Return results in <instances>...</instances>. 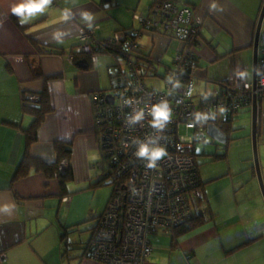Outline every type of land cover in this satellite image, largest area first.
<instances>
[{"label": "crops", "instance_id": "crops-1", "mask_svg": "<svg viewBox=\"0 0 264 264\" xmlns=\"http://www.w3.org/2000/svg\"><path fill=\"white\" fill-rule=\"evenodd\" d=\"M155 1L50 0L37 11L25 10L19 15L23 30L12 19V9L22 3H40V0H0V264H65L66 244L61 233L65 227L82 222L80 218L69 220L67 212H63L62 204L67 198L60 197L56 179L32 171L27 177L13 181L26 149L25 129L32 122V117L23 111V96L25 93L38 95L44 88V81L35 69L40 66L45 76H61L48 81L55 112L40 129V139L31 146V154L53 162L57 158L54 141H71L73 180L82 182L88 175L93 179L99 147L92 96L110 90L109 63L105 67L101 58L89 61L87 57L74 58L67 53L83 42L80 36L90 27L95 29L94 37L99 40L128 27L139 28L135 25V16H147ZM177 1L193 7L195 21L200 26L195 45L200 67L196 73L197 83L205 82L203 91L209 92L219 82L229 81L240 67L253 82L254 42L264 0ZM36 43L53 50L59 48L65 54L42 53ZM181 46H176L175 53ZM146 47L145 51L157 64L163 63L165 68L173 65L163 61L172 48L171 39L151 35ZM85 58L88 65H78ZM197 91L201 93L198 88ZM257 102V141L264 177V95ZM245 110L253 115V107ZM80 153L90 164V171L84 177L75 175V159ZM245 171H252L250 180L257 175L255 165L242 172ZM256 198L252 211L243 213L240 209L237 214L240 232L235 241L229 236L235 224L227 223L228 220L216 222L218 214L211 203L209 206L216 214L214 220L180 238L178 247H173L171 238V250L166 248L167 240L153 233L150 236L153 251L146 264H188V253L192 254V263L196 259L194 264H233L234 260L238 264H264V205ZM247 214L250 215L246 219ZM247 220L249 225L245 223ZM248 240H252L249 245L230 252ZM82 253L76 251V256L80 255L78 264H103L88 256L82 257Z\"/></svg>", "mask_w": 264, "mask_h": 264}, {"label": "built area", "instance_id": "built-area-1", "mask_svg": "<svg viewBox=\"0 0 264 264\" xmlns=\"http://www.w3.org/2000/svg\"><path fill=\"white\" fill-rule=\"evenodd\" d=\"M135 18L143 32L166 33L182 43H190L200 32L193 7L177 0L156 2L147 16ZM94 32L90 27L80 36V53L92 52L93 44L104 48ZM133 50L129 42L125 50L127 74L115 71L112 89L92 96L102 154L112 171L107 170L106 176L112 182L120 181L99 221L92 249L93 258L105 264H145L153 251L151 231L157 227L168 231L191 217L190 193L200 185L194 145L211 139L205 118L212 112H238L242 105L253 107L255 98L258 101L264 95V24L255 87L240 67L219 90L200 95L195 79L184 78L190 48L180 47L165 89L157 90L148 86L136 69ZM28 98L37 101L39 95L29 94ZM165 106L168 119L156 123L155 108ZM142 146L149 152L162 148L166 154L150 167L149 157L138 154Z\"/></svg>", "mask_w": 264, "mask_h": 264}, {"label": "rangeland", "instance_id": "rangeland-1", "mask_svg": "<svg viewBox=\"0 0 264 264\" xmlns=\"http://www.w3.org/2000/svg\"><path fill=\"white\" fill-rule=\"evenodd\" d=\"M136 21L135 25L140 27V21ZM150 37L151 35L147 31H144L138 38V41L146 47V45L150 44ZM180 44L182 45L180 41L173 39L172 48L164 55V63H167L170 66L173 63L171 68H174L175 66L173 55L175 57L176 46ZM192 50L197 53V46H193ZM94 58L103 59L105 67L108 63H117V60L108 54H97ZM158 67L160 68V72H165V66L163 63H160ZM109 79L110 78L108 77V80ZM166 80L167 79L161 76H145V83L157 90L165 89ZM203 83L205 84L204 80H199L197 83V88L200 92H204V88L202 87ZM233 128L232 139L227 146L226 137L223 132L211 125L210 130L214 132V135L209 134V137L213 139V141L210 143L197 141L196 150L199 154L197 159L200 165V173L205 182L210 201L209 203L208 201H204L203 204H201V208L208 214L209 205L212 203V207L218 214L216 216V222H223V220H228L227 223L233 222L235 227H231L229 236L232 241H235L236 236L240 232V223H237V214L239 210L242 209L243 213L252 211L257 196L259 200H261V205H264V195L261 190L258 175L254 176L253 180H250V173H252V171H250V173L247 172L249 170L242 172L244 168H247L250 165H255L253 117L251 112L243 109L238 113L233 122ZM227 150L229 153V161H213L215 158L213 155L224 153ZM258 155L260 160L259 143ZM96 161L98 163L97 167H94L93 173H97L98 175L94 177V179L90 178L91 175H88V179L85 181L81 182L75 179L70 182L69 188L73 193L66 197L67 199H65V202L62 204L63 212H67L69 220L72 221L80 218L79 220L82 221L78 230H72L71 228V233H69L70 244L64 245L66 256L65 264H78L76 260H78L80 255L76 256V251H83L86 247L87 242L91 237V229L97 223L96 216L103 213L113 192V184L110 182L111 180L108 177L104 179L106 174L105 169L107 167H103L102 165L103 155L99 150ZM74 167L75 175L77 173L79 176L84 177L87 172L90 171V164L89 162H86L82 153H80L79 158L75 159ZM230 171L231 173L226 175V173H229ZM99 179L103 180L102 185L99 187H92L91 184ZM244 206H247L248 209H243ZM249 215L250 214L245 215L244 218L247 219ZM247 222L248 220L245 223L249 225V222ZM156 233L167 240L165 246L171 250V236L168 235L167 232L161 230ZM186 255L188 256V254ZM187 259L190 260V264L196 262L195 259L192 263L193 257L190 258L188 256ZM233 264L238 263L234 260Z\"/></svg>", "mask_w": 264, "mask_h": 264}, {"label": "trees", "instance_id": "trees-1", "mask_svg": "<svg viewBox=\"0 0 264 264\" xmlns=\"http://www.w3.org/2000/svg\"><path fill=\"white\" fill-rule=\"evenodd\" d=\"M160 1H164V0H156L154 2V4L156 2H160ZM12 19L23 30L25 29V27L20 25L18 22L19 15L14 14L12 16ZM199 29H200V26H199ZM117 33L120 34L119 38H116V36H115ZM117 33L112 37L104 38L103 40H101L100 43H101V45L104 46L103 49H101L99 47V45L97 46V45L93 44V51L92 52L87 53V54L84 52L80 53L78 48L83 43H78L67 54L70 57L73 56L74 58H77L81 55L83 57H87V59L89 61L93 60L97 54H108V55L113 56L117 60V63H109V65H108V69L110 71V78H111V80H113L114 72L117 70H120L122 73L127 74V72H128V68H127L128 67V60H127L125 50H126L127 44L129 42H132L134 50H133V54H132L131 58H132L133 64L135 65V67L138 70V72L140 73V75L144 79H145V76H147V75L161 76L165 79L168 78L169 70L171 69V67L165 68V72H160L159 71L160 68L158 67L159 64H157L154 61L151 54H149L145 51L146 47L143 46V44L138 41V38L143 33V26L142 25H140L139 28L128 27V28L120 30ZM148 33L150 35L165 36L171 40L175 39L173 36H169L166 33H161V34H157V33H153V32H148ZM199 35H200V32H199ZM199 35H197L196 38L192 39L190 43H182L180 41L182 43V46H181L182 48L183 47L184 48H190L189 60L186 64V73L184 74V78H186V79L194 78L196 90H197V73H196V70L198 69V67H200V63H199V57L195 52H193L192 47L197 44V42H198L197 40H198ZM36 46L38 47V50L42 53H44V52L50 53V52L55 51V52L62 54V55L65 54L64 51L59 49V48L53 50L52 48H50V46L44 45L41 43H40V45L38 43H36ZM176 54H177V51H176L175 55ZM123 62H124V66H123ZM174 62H175V57H174ZM89 66H90V64H89ZM35 70H36L37 76L41 77L43 79L44 88L40 93H38L39 100H37V101L30 100L28 98L29 93H25L23 96V111L25 114H28L32 117V122H31L30 126L25 129L26 149H25L24 156H23L20 164L18 165L16 172L13 176V181L15 182L16 180L27 177L32 171L42 172L45 174L46 178L56 179L58 181L59 187H60V197L63 199V198H66L73 193L69 189V184H70V182L73 181V171H72V164H71L72 142L71 141H64V140L54 141V150L56 152L57 158L53 162L46 161L43 158L38 157V156H34L30 152L31 146L35 142L39 141V139H40V137H39L40 129L42 128V126L44 125V123L46 122L48 117L55 112V108L52 104L50 91L48 89V81L52 78L60 77L61 74L52 75V76H45L43 74L42 68L40 66ZM224 82L225 81L219 82L213 90H211L209 92H206V91L201 92L200 95L207 96V95L213 94L215 91L219 90L220 85ZM110 89H112V86ZM103 91H106V90H103ZM245 108L251 109V106L250 105L249 106L248 105H242V107L238 110V112L234 111L233 113H231L229 115L224 114L222 112H220V113H213L212 112L210 115H208L205 118L206 122L208 123V127L206 128L207 134L208 135L209 134L214 135V132L210 130V126L213 125L215 128L220 129L223 132L224 136L226 137V144L228 146L231 139H232V133L234 131L233 122L236 119V115L238 113H240L243 109L245 110ZM99 131H100V129L98 130V128L96 126V133L98 135L99 152L102 154V148H101V145L99 142V138H100L99 137ZM258 133H259V125L257 123V135H258ZM193 134H194V132L191 131L190 137L193 136ZM199 141H204V140H199ZM212 141H213V139H210L209 141H205V142L210 143ZM196 143H197V141L195 142V145H194V147H195L194 151H195V157H196L197 164H198V171L200 174V185L193 192L190 193L191 194L190 206H191V211H192L191 217L182 223L171 226L168 231H163V232H167V234L171 236L173 247H178V241L180 238H182V237L196 231L197 229L201 228L202 226L207 225L208 223L212 222L214 220L215 215H216L212 211V209L210 207L211 205L209 206L208 214L201 208V204H203L204 201H208V203H209V198H208L207 193L205 191L206 186H205V184H203V180L201 178L200 167H199L200 165H199L198 159H197L199 154L197 153V150H196ZM213 156L215 157L213 159V161H216V160H228L229 161L228 150L225 151L224 153H218V154H215ZM97 163H96V167H97ZM102 165H103V167L106 166V161L104 160V157H103ZM105 170H106V173H107V170H109L108 172H112L110 170V168L109 169L106 168ZM97 175L98 174L96 173L94 177H96ZM105 178H107L106 174L104 176V179ZM124 180H125V178H124ZM102 181L103 180H100V179L96 180L95 182H93L91 184V186L92 187H99L102 185ZM110 182L113 184V192H112V195L108 201V204L112 199L116 185L119 184L120 181L114 180L113 182L112 181H110ZM16 198L21 199L17 195H16ZM108 204H107L106 208L108 207ZM106 208H105V210H106ZM105 210L103 211V213L105 212ZM103 213L100 214L99 216H96L97 217V223L91 229V237L88 240L86 247L82 251L83 252L82 257L88 256L89 258H93L92 249L97 242V232L99 229V221L102 218ZM81 223L82 222L75 223V224L67 226L63 229V232L61 233V238H62V240H64L66 245L70 244V241H68V237H69V233H71L70 232L71 228H72V230H78L79 225ZM161 229H162L161 227L154 228L149 235V239L153 233H156ZM251 241L252 240H248L244 243L239 244L238 246L231 249L230 252L237 251L240 248H243V247L249 245V243ZM189 254H191V253H189ZM1 256L2 255H0V257ZM93 259L98 261V262H101L100 260H97L95 258H93ZM147 260H148V258H147ZM101 263H103V262H101ZM146 263H147V261H146ZM103 264H105V263H103Z\"/></svg>", "mask_w": 264, "mask_h": 264}, {"label": "water", "instance_id": "water-1", "mask_svg": "<svg viewBox=\"0 0 264 264\" xmlns=\"http://www.w3.org/2000/svg\"><path fill=\"white\" fill-rule=\"evenodd\" d=\"M264 24V6L259 18V22L257 25V30H256V35H255V42H254V76H253V84L254 87L256 86L257 83V76H258V47H259V40H260V34L262 31V27ZM78 65L80 66H87L88 65V60L82 59L80 62H78ZM112 102V101H111ZM253 144H254V156H255V167L257 170V175L260 180V186L262 193L264 195V178L262 177V172H261V166L259 162V155H258V141H257V119H258V102L257 99L255 98L254 104H253Z\"/></svg>", "mask_w": 264, "mask_h": 264}, {"label": "clouds", "instance_id": "clouds-1", "mask_svg": "<svg viewBox=\"0 0 264 264\" xmlns=\"http://www.w3.org/2000/svg\"><path fill=\"white\" fill-rule=\"evenodd\" d=\"M50 0H40V3H29L27 5L20 4L18 6H15L12 11L14 14L22 15L25 10H27L29 13L37 11L41 8L43 4L49 3ZM154 115L156 117V123H159L161 120H167L168 119V112L165 107H156L154 111ZM141 156L147 155L150 160L149 166H154L155 161L162 158L166 153L162 148H156L149 152V149L147 146H142L140 149V152L138 153Z\"/></svg>", "mask_w": 264, "mask_h": 264}]
</instances>
